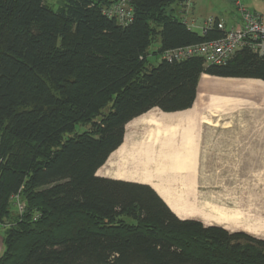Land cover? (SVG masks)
I'll return each instance as SVG.
<instances>
[{
    "label": "trees",
    "instance_id": "trees-1",
    "mask_svg": "<svg viewBox=\"0 0 264 264\" xmlns=\"http://www.w3.org/2000/svg\"><path fill=\"white\" fill-rule=\"evenodd\" d=\"M181 1L130 0L123 26L102 13L109 0H0V223L11 220L0 264H264V240L179 218L148 184L96 175L129 121L189 109L202 74L264 81V55L247 47L222 65L148 64L153 42L161 55L223 35L187 27L170 8Z\"/></svg>",
    "mask_w": 264,
    "mask_h": 264
},
{
    "label": "rangeland",
    "instance_id": "rangeland-1",
    "mask_svg": "<svg viewBox=\"0 0 264 264\" xmlns=\"http://www.w3.org/2000/svg\"><path fill=\"white\" fill-rule=\"evenodd\" d=\"M46 3L54 10L60 7V0H46ZM204 4L207 9L212 7L213 12H220L221 14H229L234 6L230 0H205ZM173 5L172 7H174ZM200 21L197 17L196 24H199ZM193 30L200 32L198 27H194ZM157 49L158 43L153 42L148 49V64L155 65L161 60L160 55L157 54ZM205 75L208 76V87H200V79L206 77ZM200 79L197 86L196 101L203 103L204 107L206 106L203 115L211 119L209 121L212 125L209 130L221 135L224 139L239 138L238 142L241 146L264 147V94H259L257 91L234 94L229 92V89L224 88L230 81L249 82V80H261L211 77L208 74L201 75ZM109 106L110 104L103 110L104 113L108 111ZM190 109H192L195 117V106ZM155 111L159 110H149L134 118V120ZM99 119L100 116L94 118V120ZM90 128L91 123L78 124L74 133L87 131ZM154 133V128L151 125L136 123V125L128 128H126V125L124 127V137H127L128 143L132 146L147 139L149 135L153 136ZM231 140H222V142L224 144H237L236 141ZM184 144L188 145V141L181 142V151L189 152V149L183 148ZM132 158L129 155L122 160L123 164L126 163L132 175L137 174L139 171H144V175L147 172V174H154L155 176L162 173V175H167V181H164L162 185L168 187L169 192L173 194L182 215H179V217L168 207L179 218L199 220L206 226V221L209 220L211 225L220 226L230 233L243 232L250 237L264 240V156H224L215 154L195 156L190 154V161L187 157H184L187 159L183 162L176 163V166L170 169L166 168L160 171L156 167L154 169V166L135 167L133 162H129ZM114 170L119 171L118 168ZM157 171L158 174L156 175ZM167 171L172 172L168 173ZM148 185L152 187L150 184ZM11 209L12 213L16 210L14 205L11 206ZM237 216L243 223L245 219L247 222L251 223L253 221V223L262 226L263 233L255 235L242 230L241 227H225L218 221L223 219L222 217H231L230 220H236ZM3 223H0V235L5 230V224L7 226L11 223V220L5 218Z\"/></svg>",
    "mask_w": 264,
    "mask_h": 264
},
{
    "label": "bare ground",
    "instance_id": "bare-ground-1",
    "mask_svg": "<svg viewBox=\"0 0 264 264\" xmlns=\"http://www.w3.org/2000/svg\"><path fill=\"white\" fill-rule=\"evenodd\" d=\"M205 76L206 77H202L200 79V87H208V76ZM229 83L226 84L224 88L229 89V92L234 94L241 92L252 93L255 91H257L259 94H264L263 81H230ZM153 109H157L159 111L151 112L137 120H131L126 124V128L129 126H134L136 123L151 125L155 131L154 135H149L147 139L140 141L135 146L129 144L127 137H124V143L117 150L110 154L106 162L97 170L96 175H105L115 179L134 181L142 184L148 183L154 188L155 192L161 196V199L164 200L178 216H181L182 212L179 210L173 194L169 192L167 189L168 187L166 188L165 185H162L164 181H167V175H162V173L159 174V176H155L154 174H147L148 172L144 175V171H139V174L137 173L132 175L125 163V159V164L122 162L123 158L131 155L133 158L129 162H133L135 167L154 166V169L156 167L160 171L166 168L170 169L176 166V163L178 164L183 162L185 159L190 158V153L185 151L182 152L180 145L182 141L188 140L186 137L189 131V122L194 119V113L192 109L189 108L176 112H164L158 108ZM129 167L131 166L129 165ZM115 168H118L119 171L114 170ZM167 172L171 173L172 171ZM142 174L143 176H141ZM157 174L158 171L156 175ZM168 178H170V176H168ZM222 218L223 219L218 221L225 227H241L242 230L255 235H260L263 233L261 228L262 226L255 222L253 223V221L250 223L244 219L243 223L238 216L235 218L236 220H230L231 217ZM209 222V220L206 221V224L211 225Z\"/></svg>",
    "mask_w": 264,
    "mask_h": 264
},
{
    "label": "built area",
    "instance_id": "built-area-1",
    "mask_svg": "<svg viewBox=\"0 0 264 264\" xmlns=\"http://www.w3.org/2000/svg\"><path fill=\"white\" fill-rule=\"evenodd\" d=\"M233 3L239 16L240 25L238 28H226L222 21L214 16H209L203 21L201 32L216 28L222 31L221 37L164 50L160 55L161 59L172 62L199 56L205 64L222 65L242 47H247L260 56L264 55V20L262 15L248 9L242 0H233ZM180 4L187 11L190 1L182 0ZM102 13L109 18H114L118 24L123 26L133 20L130 0H109V3L103 6ZM180 19L187 27L191 29L196 27L195 21L188 18L185 13L181 14ZM10 201L18 214L24 211L25 204L19 193L11 195ZM37 217L38 215L35 214L33 218L36 219Z\"/></svg>",
    "mask_w": 264,
    "mask_h": 264
},
{
    "label": "crops",
    "instance_id": "crops-1",
    "mask_svg": "<svg viewBox=\"0 0 264 264\" xmlns=\"http://www.w3.org/2000/svg\"><path fill=\"white\" fill-rule=\"evenodd\" d=\"M189 1H190V6L187 9V11L186 9L182 8L180 2L173 3L174 7H172L171 5L170 7L171 11L174 15H176L179 18H181V14L185 13V15L188 18L193 19L195 23L197 22V17H198L199 20L201 21L199 24H196V27L199 28L200 32H201V27L203 26V21L209 16H214L220 21H222L226 28H231V27L238 28L240 25L239 16L237 11H235L236 10L235 6H233L232 12H229V14H221L220 12H213L212 7L207 9L206 5L204 4L205 0H189ZM230 2H233V0H230ZM242 2L246 5L248 9L260 13L264 20V11H263L264 0H242ZM209 76L218 77L213 75H209ZM222 78H232V77H222ZM248 79H253V78H248ZM197 92H198V88L196 91V97H197ZM193 106H195L196 115L194 119H192L189 122V131L186 137V139H188L187 140L188 145L184 144L183 147L184 149H189L191 155L205 156V155L215 154V155H224V156H229V155L264 156V147H258L255 145H252L251 147L241 146V144L238 142L239 138H234V139L231 138L232 140L229 138L224 139L221 137V135L215 134L214 132L209 130L210 126L212 125V123H210L209 121L211 119L203 115L206 106L204 107L203 103H198L196 101V98L190 108H192ZM222 140H231V141L234 140L236 141L237 144H232V143L224 144ZM103 177H107V176L104 175ZM2 236L3 234L0 235V255L2 254L4 249Z\"/></svg>",
    "mask_w": 264,
    "mask_h": 264
},
{
    "label": "water",
    "instance_id": "water-1",
    "mask_svg": "<svg viewBox=\"0 0 264 264\" xmlns=\"http://www.w3.org/2000/svg\"><path fill=\"white\" fill-rule=\"evenodd\" d=\"M159 109V108H158ZM162 111V110H161ZM98 176V175H97ZM103 177V176H102ZM168 206V205H167Z\"/></svg>",
    "mask_w": 264,
    "mask_h": 264
}]
</instances>
